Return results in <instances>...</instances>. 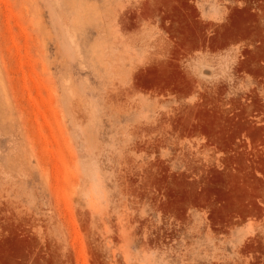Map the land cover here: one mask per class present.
<instances>
[{"label":"rangeland","instance_id":"obj_1","mask_svg":"<svg viewBox=\"0 0 264 264\" xmlns=\"http://www.w3.org/2000/svg\"><path fill=\"white\" fill-rule=\"evenodd\" d=\"M0 264H264V0H0Z\"/></svg>","mask_w":264,"mask_h":264},{"label":"crops","instance_id":"obj_2","mask_svg":"<svg viewBox=\"0 0 264 264\" xmlns=\"http://www.w3.org/2000/svg\"><path fill=\"white\" fill-rule=\"evenodd\" d=\"M220 43H222L224 46H227L229 43H231V41L227 40V41H220Z\"/></svg>","mask_w":264,"mask_h":264}]
</instances>
